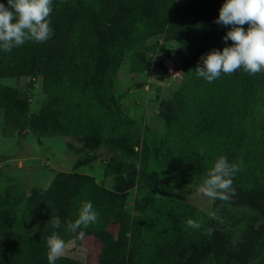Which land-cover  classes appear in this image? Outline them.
Instances as JSON below:
<instances>
[{
    "label": "trees",
    "instance_id": "1",
    "mask_svg": "<svg viewBox=\"0 0 264 264\" xmlns=\"http://www.w3.org/2000/svg\"><path fill=\"white\" fill-rule=\"evenodd\" d=\"M224 2L54 0V35L46 43L26 42L11 53L0 50V78L27 77L26 86L32 88L39 77L45 94L40 111L19 124L26 109L25 96L0 83L5 123L16 122L19 130L28 127L40 135L92 134L98 139L102 138L105 118L118 114L110 95L114 74L111 57L130 52L132 69L141 71L133 63L142 54L146 37L166 29L190 52L192 62L166 132L144 130L139 153L106 143L110 152L106 165L120 169L113 178L114 190L96 189L74 178L59 214L60 228L42 222L34 234L0 229V264H48L46 238L55 232L64 239L67 221L77 218L85 201H91L100 213L99 222L84 229L85 233L97 234L106 219L119 223L117 242L112 246L105 242L100 264H190L191 253L201 247H216L215 221L242 227L237 252L229 264H248L264 240V215L251 208L236 212L230 210L229 202L216 199L211 210L221 218L216 220L183 201L152 195L156 174L175 180L186 168L206 174L221 155L230 162L243 160L233 178L237 185L248 187L257 182L264 186V126L256 124L264 117V72L251 75L241 69L231 75L222 73L211 83L195 73L197 65L203 66L202 56L232 44L223 39L230 26L215 23ZM64 104L67 109L61 110ZM130 139L126 132L122 144ZM80 162L78 157L76 166ZM132 186L134 209L138 210L140 203V213L129 215L116 196L117 190L124 192ZM5 192H0L2 213V207L20 202V196L14 198ZM44 214L50 216L49 211ZM189 219L202 222V226L188 227ZM208 230L211 235L205 234ZM212 257L216 262L222 259L221 253L208 251L207 258L194 264H216ZM55 264L81 263L61 256Z\"/></svg>",
    "mask_w": 264,
    "mask_h": 264
},
{
    "label": "rangeland",
    "instance_id": "2",
    "mask_svg": "<svg viewBox=\"0 0 264 264\" xmlns=\"http://www.w3.org/2000/svg\"><path fill=\"white\" fill-rule=\"evenodd\" d=\"M0 3H5V0H0ZM247 27L246 24V30ZM175 40L166 29L146 37L142 54L137 55L133 63V66L141 67L139 72L132 69L130 52H122L109 59L114 68L110 95L118 114L105 118L101 139L92 134L40 135L31 133L28 127L19 130L16 122H4L0 108V192L9 189L10 193L6 191L9 196H20V202L15 206L6 207L7 210L2 207L5 213L0 210L1 230L34 234L40 223H50L52 216L59 217L74 178L90 183L96 189L114 190L113 178L120 169L106 165L110 158L106 143L109 142V146L120 144L139 153L140 134L147 128L166 132L177 109V96L187 83L192 62L190 52ZM0 83L25 96L26 109L19 124L40 111L45 94L39 77L34 79L32 88L26 86L27 77H4L0 78ZM60 109L66 110L67 105H61ZM256 124L264 126V117ZM126 132L131 139L122 144ZM114 152L119 156L118 149ZM78 157L81 162L76 166ZM155 176L152 178L153 196L183 201L206 215L211 212L213 200L201 192L205 173L186 168L177 180L165 178L160 173ZM233 187L235 194L229 201L230 210L237 212L251 208L264 215L262 184L252 182L243 187L233 180ZM117 193L118 203L122 200V208L127 214L140 213V203L137 204L138 210L134 209V186L124 192L117 190ZM48 211L50 216L44 214ZM213 228L218 237L216 247H201L191 253L188 257L190 264L207 258L208 251L221 253V264H229L235 257L242 227L215 221ZM118 229L117 219H106L97 234L85 233L83 239H77L71 232H63L65 251L62 256L81 264H100L99 253L103 245L106 241L109 246L116 244ZM214 257L210 259L216 262ZM248 264H264V240L252 252Z\"/></svg>",
    "mask_w": 264,
    "mask_h": 264
},
{
    "label": "clouds",
    "instance_id": "3",
    "mask_svg": "<svg viewBox=\"0 0 264 264\" xmlns=\"http://www.w3.org/2000/svg\"><path fill=\"white\" fill-rule=\"evenodd\" d=\"M54 0H7L0 3V50L11 53L26 42L46 43L53 35L51 14ZM215 23L230 26L223 39L231 40L230 46L222 50L212 49L201 57L202 65H197L195 73L211 83L222 73L231 75L237 70L255 75L264 71V0H225ZM248 25L245 30L244 25ZM203 155V151L200 153ZM243 160L230 162L226 156H219L208 169L201 186L203 195L212 200L231 201L235 194L233 178L240 170ZM208 215L216 220L217 212ZM100 213L91 201L83 202L77 218L67 221V231L83 239L84 229L99 222ZM53 228L61 227L58 216L49 220ZM187 226L199 229L202 222L189 219ZM205 234L211 235V230ZM48 264H55L65 251V241L58 233L47 240Z\"/></svg>",
    "mask_w": 264,
    "mask_h": 264
}]
</instances>
